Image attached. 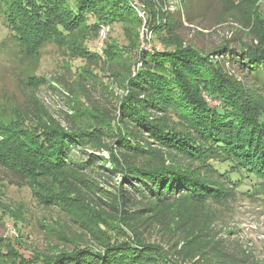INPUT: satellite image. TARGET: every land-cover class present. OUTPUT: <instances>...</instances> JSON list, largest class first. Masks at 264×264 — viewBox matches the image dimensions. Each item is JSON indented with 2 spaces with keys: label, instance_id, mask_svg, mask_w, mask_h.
<instances>
[{
  "label": "trees",
  "instance_id": "obj_1",
  "mask_svg": "<svg viewBox=\"0 0 264 264\" xmlns=\"http://www.w3.org/2000/svg\"><path fill=\"white\" fill-rule=\"evenodd\" d=\"M0 16L26 56L30 48L48 45L67 56L78 93L61 121L15 120L0 136V156L51 196L71 192L67 202L74 190L89 186L108 207L71 251L50 247L26 258L13 245L2 251L3 244L4 263L235 264L228 242L213 229L209 205L228 203L236 194L264 203V109L258 101L264 96V25L256 11V43L241 46L242 57L234 60L252 79V89L227 75L211 54L165 43L167 37H160L162 50H141V20L128 0H0ZM145 21L148 31L149 14ZM110 26H119L124 43L109 37L97 48L99 55L88 42L93 45ZM118 45L127 49L125 58ZM74 60L80 65L72 66ZM137 61L140 67L131 73ZM104 71L116 77L124 97L107 90ZM54 80L73 95L71 83ZM97 90L108 104L96 99ZM204 97L218 105L211 107ZM100 171L119 176L113 191L97 184L94 173L101 177ZM246 182L256 190L239 192ZM174 207L194 210L176 225L179 235L160 226L164 211ZM153 238L159 242L152 244ZM160 243L174 259L165 257Z\"/></svg>",
  "mask_w": 264,
  "mask_h": 264
},
{
  "label": "rangeland",
  "instance_id": "obj_2",
  "mask_svg": "<svg viewBox=\"0 0 264 264\" xmlns=\"http://www.w3.org/2000/svg\"><path fill=\"white\" fill-rule=\"evenodd\" d=\"M128 5L141 20L138 30L141 50L160 51L163 48L160 37H167L165 43L177 41L183 47L191 46L202 53L211 54L209 57L220 61L227 75L239 83H245L246 89L254 86L252 79L245 78L246 73L238 68L234 60L239 59L238 56L242 57L241 46L250 48L255 45L253 35L258 28L253 22L254 12L258 24L264 25V0H128ZM148 14L151 22L147 31L145 17ZM103 35L101 46L109 37L118 44L124 43L119 26L103 28ZM100 36L93 45L88 42V46L99 55L101 51L97 48L101 47ZM117 47L120 57L125 58L127 49L120 45ZM220 49L225 50L223 53H211ZM79 61H71L72 66L80 65ZM67 62L68 57L52 45L41 50L30 48L29 55L23 54L0 16V136L15 120L19 122L27 119L32 123L41 120L49 124L51 121H45L46 117L58 122L63 112H72L68 105H72L71 101L78 93L74 88V78L67 70ZM140 65L138 61L132 65L131 73L136 72L135 69ZM59 77L71 83L73 95L55 82L54 78ZM101 77L108 91L111 90L117 97L125 96L126 92L115 76L104 71ZM87 88L89 90L90 86ZM93 95L100 103L108 104L104 99L106 95L103 98L100 90ZM204 99L211 107L218 105L215 100ZM258 101L264 109V96H258ZM3 158L0 156V246L5 245L2 251H8L13 245L26 258H30L33 251L47 252L50 247L57 252L71 251L86 235H90L86 230L89 222L92 224L98 215L106 214L101 210L108 209L104 199L90 190L89 186L74 190L73 200L66 202L69 198L67 194L71 196V192L51 196L43 186L21 175ZM100 174L101 177L94 173V177L97 184L107 191H113L120 183L119 176L105 171H100ZM250 184L244 183L239 192L245 189L254 192L255 186ZM60 204L66 205L63 208ZM74 205L77 209L73 208ZM211 206L216 218L213 229L229 243H226V250L234 263L264 264L263 201L250 202L248 198L241 199L236 194L228 203ZM193 211L190 213L177 207L166 209L160 226L171 229L168 232L170 235H179L176 225L179 227L184 220L190 219ZM156 242H159L158 238L151 239L152 244ZM160 244L165 257L174 259L167 245ZM2 259L8 260L0 256V264H5ZM184 264L192 263L186 261Z\"/></svg>",
  "mask_w": 264,
  "mask_h": 264
},
{
  "label": "built area",
  "instance_id": "obj_3",
  "mask_svg": "<svg viewBox=\"0 0 264 264\" xmlns=\"http://www.w3.org/2000/svg\"><path fill=\"white\" fill-rule=\"evenodd\" d=\"M100 34H101V36H100V37H101V39H100V46H101V45H102V38H104V35H103V30L101 31V33H100Z\"/></svg>",
  "mask_w": 264,
  "mask_h": 264
}]
</instances>
